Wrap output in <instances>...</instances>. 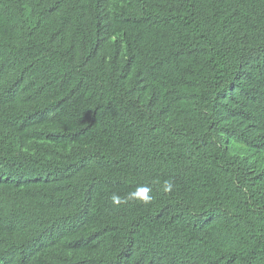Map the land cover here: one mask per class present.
Returning a JSON list of instances; mask_svg holds the SVG:
<instances>
[{"label": "trees", "instance_id": "obj_1", "mask_svg": "<svg viewBox=\"0 0 264 264\" xmlns=\"http://www.w3.org/2000/svg\"><path fill=\"white\" fill-rule=\"evenodd\" d=\"M0 264H264V0H0Z\"/></svg>", "mask_w": 264, "mask_h": 264}, {"label": "clouds", "instance_id": "obj_2", "mask_svg": "<svg viewBox=\"0 0 264 264\" xmlns=\"http://www.w3.org/2000/svg\"><path fill=\"white\" fill-rule=\"evenodd\" d=\"M172 182L171 181H165L163 184L162 191L165 193L171 192L172 191ZM151 189L147 186H139L137 187L134 191H131L127 193L126 196L121 197L118 194H113L111 196V201L113 205L115 206H120L122 204H128L130 201L131 202H139L144 205H147L151 203L153 197L150 195Z\"/></svg>", "mask_w": 264, "mask_h": 264}]
</instances>
